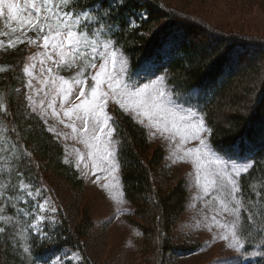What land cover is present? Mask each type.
I'll list each match as a JSON object with an SVG mask.
<instances>
[{
    "label": "trees",
    "instance_id": "1",
    "mask_svg": "<svg viewBox=\"0 0 264 264\" xmlns=\"http://www.w3.org/2000/svg\"><path fill=\"white\" fill-rule=\"evenodd\" d=\"M52 3L60 6L61 17L65 11L73 13L72 19L81 17L80 25L72 28L86 34L79 52L111 44L126 59L132 76L146 64L162 67L159 72L173 97L202 115L211 148L234 162L250 161L236 183L241 201L238 233L246 254L243 264H264V39L224 33L159 0H69L67 8L61 0ZM84 12L95 19L84 20ZM48 15L45 31L47 24L55 29L58 23L57 15ZM26 34L37 35L34 29ZM24 45L0 47V222L8 223L13 216L3 224L8 231L0 232V264H33L60 250L82 251L81 238L92 227L84 208L74 224L58 214L46 236L31 230L17 233L21 227L15 214L23 210L12 203L23 205L18 196L24 185H42L48 172L77 190L83 188L78 170L64 159L61 143L27 103ZM110 112L121 191L132 205L128 221L139 232L135 244L146 264H163L165 253L174 247L168 233L184 210L186 190L181 181L158 182L164 151L151 146L146 128L117 106ZM80 264L106 263L81 254Z\"/></svg>",
    "mask_w": 264,
    "mask_h": 264
},
{
    "label": "rangeland",
    "instance_id": "2",
    "mask_svg": "<svg viewBox=\"0 0 264 264\" xmlns=\"http://www.w3.org/2000/svg\"><path fill=\"white\" fill-rule=\"evenodd\" d=\"M159 1L180 11L186 17L208 24L224 33L264 39V0ZM7 2L19 4L21 11L9 17L7 8L3 9V14L0 15V47L25 44L26 57L22 69L24 72L27 66L30 72V75L24 73L27 103L61 143L65 161L71 163L83 179L81 190L48 172L46 177L42 175V185L36 188L24 185L18 198L21 197V203L26 204V209L18 201L12 203L13 207L15 205L18 210H23V214L19 216L17 213V217H14L18 227H21L17 233L23 236L31 230L39 237L46 236V228L55 226L58 214L63 215L70 224H74L84 208L88 210L92 220V227L81 238L82 251L60 250L33 264H80L81 254L94 263L146 264L135 244L139 232L128 221L132 205L121 191L114 136L112 135V143L107 150L101 146L100 151H97L89 145L96 143L92 136L100 129H93L92 121L89 120L88 130H84L82 110L79 113H70L69 116H65L64 112L79 102L77 97L81 87L90 92L91 76L95 75L100 64L105 62L100 58L101 53H116L115 65L112 64L110 56L105 59L107 70L120 80L121 87L125 84H135L137 87L151 84L158 77H163L159 72L162 67H154L150 63L142 66L134 76L128 75L126 59L111 44L95 47V54H92V48L86 50L84 53L87 55L83 60L79 53H76V59L68 66L61 61L59 49L53 50L51 44L47 48L44 47L43 35L48 34L47 31L41 34L34 29L37 35L26 34L32 28L20 23V20L31 14L34 21L35 13L25 8V0ZM43 16L42 12L41 19ZM64 51L69 53L67 59H71V46H66ZM60 77L68 80L69 85L62 87ZM78 79L84 83L76 84L75 80ZM69 87L71 91L66 94L65 89ZM156 87H162L170 94L167 106L175 108L179 115L188 117L187 122L177 121L174 126L171 117L160 115L149 119L146 115L137 116L135 112L124 111L111 99L108 101L106 112L111 116V108L117 106L144 126L151 146H160L164 151V159L157 168L158 182L172 185L181 181L186 190L184 210L168 233L174 247L165 253L163 264H243L246 254L243 252L238 233L237 197L236 193H229L233 189V183L230 181H234L237 189V178L244 172L241 171L237 175L232 165L235 164L241 169L248 168L250 161L234 162L213 150L208 141L209 131L205 124L203 129L195 130L194 137V129L188 125L203 119L202 115L190 105L176 100L165 80L162 85L157 84ZM101 90H107V85H103ZM189 110L195 115H189ZM103 139L109 138L104 136ZM201 139L205 141V145L200 144ZM189 149L193 150V153H189ZM108 151L114 153L113 159L117 168L114 173L109 162L104 159ZM201 153H207V156L202 157V163L198 165L194 161ZM216 159L224 161L226 169L224 165L217 167L216 164L210 163ZM12 217L9 215L8 223L0 222V228L8 231L4 225L12 222ZM233 232L236 233L235 238Z\"/></svg>",
    "mask_w": 264,
    "mask_h": 264
},
{
    "label": "snow or ice",
    "instance_id": "3",
    "mask_svg": "<svg viewBox=\"0 0 264 264\" xmlns=\"http://www.w3.org/2000/svg\"><path fill=\"white\" fill-rule=\"evenodd\" d=\"M62 4L67 8L69 6V0H61ZM7 8L9 17H12L14 14L21 11V7L17 3L7 2V0H0V15L3 14V9ZM25 8L30 9L35 13V20L33 21L31 14L28 17H25L23 20H20V23L27 24L30 28L37 30L39 33L43 34L45 32V22L51 20V16L48 13H53L57 15V26L54 29L51 24H47L48 34L43 35V44L47 48L49 44L53 50L59 49V54L61 56V61L66 65L71 66L72 62L76 59V53H79L80 58L83 60L86 58L85 53L79 52V47L82 43L81 38L85 37L84 32L73 31V25H80L81 17L76 16L75 19H72L73 13L65 11L63 17L59 16L60 6L53 4L52 0H40L38 3L37 0H25ZM53 9L56 11L53 12ZM44 13L43 19H41V13ZM84 20L95 19V17H90L87 12L83 13ZM61 27L64 29V33L61 32ZM66 33V34H65ZM84 44H87L88 41L83 40ZM93 43H95L93 41ZM11 46V45H9ZM66 46H71V52L73 53L71 59H67L69 53L65 52L64 49ZM92 54L96 53V48L92 47ZM43 55V53L41 54ZM106 56H110L112 64L116 63V53L111 51L107 54L101 53L100 58L105 62H102L99 66V71L95 75L91 76L92 86L90 92L86 91L84 87H81L79 90V96L77 97L78 103L74 104L72 108L65 110L64 115L69 116L70 113L76 112L79 113L81 110L84 112V130L87 131L89 127V120L92 121L93 129L99 128L98 133L93 134L92 140L96 143L90 144V147H95L97 151H100V147L103 146L104 150H107L112 143L111 137L113 135L114 129L110 126L109 121L111 117L107 114L106 108L108 101L111 99L116 104H118L124 111L132 113L135 112L137 116L146 115L149 119H154L157 116L163 115L165 118L171 117L173 125L175 126L177 121L187 122L188 117L181 116L175 110V108H169L167 106L168 101L170 100V94L162 87H156L157 84L164 83V77H158L157 80L151 82V84H144L142 87H137L135 84H125L121 87V82L117 77L107 70V61ZM49 58H51L49 56ZM95 58V55H93ZM123 64V61H121ZM95 67V65H92ZM123 70V69H122ZM24 73L30 75L29 68L25 66ZM62 81V87L69 85V81L63 77L59 78ZM55 83V81H54ZM76 84H82L84 81L75 80ZM107 85V90H101L103 85ZM66 94L71 91L70 87L65 89ZM29 99H31L29 97ZM3 105V97H0V106ZM51 107V105H49ZM56 114V113H54ZM189 115H195L189 110ZM79 118V116H77ZM188 127L194 129L192 135L195 137L196 131L204 128L203 119H200L195 124H189ZM107 136L109 139L104 140L103 137ZM201 145H205L203 139L200 140ZM189 153H193V150L189 149ZM198 151V150H197ZM207 153H201L197 155L194 163L201 164L202 157H206ZM114 153L111 151L107 152V155L104 157L105 160L111 165V171L114 173L117 171L115 162H114ZM214 163L217 167L224 165L225 169L227 165L224 161L216 159L210 161ZM233 169L236 171V174L239 175L241 171H247V168H238L235 164L232 165ZM223 176V173H221ZM233 183L232 192L229 195H234L238 192V189L234 186ZM30 195V193H29ZM264 198V197H262ZM237 207L241 206V201L236 200ZM42 207V206H41ZM2 211V209H0ZM53 211H55L53 209ZM2 219V217H0ZM248 219H251L249 217ZM4 229L0 228V232H3ZM236 237V233L233 232V238ZM47 238V237H46ZM227 239V237H223ZM28 251V249H25Z\"/></svg>",
    "mask_w": 264,
    "mask_h": 264
}]
</instances>
